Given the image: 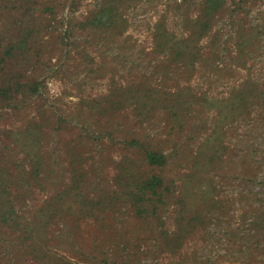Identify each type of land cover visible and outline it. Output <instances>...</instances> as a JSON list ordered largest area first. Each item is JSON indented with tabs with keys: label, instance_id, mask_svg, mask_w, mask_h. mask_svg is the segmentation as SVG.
<instances>
[{
	"label": "rangeland",
	"instance_id": "obj_1",
	"mask_svg": "<svg viewBox=\"0 0 264 264\" xmlns=\"http://www.w3.org/2000/svg\"><path fill=\"white\" fill-rule=\"evenodd\" d=\"M210 1L0 0V264H264V0Z\"/></svg>",
	"mask_w": 264,
	"mask_h": 264
},
{
	"label": "trees",
	"instance_id": "obj_2",
	"mask_svg": "<svg viewBox=\"0 0 264 264\" xmlns=\"http://www.w3.org/2000/svg\"><path fill=\"white\" fill-rule=\"evenodd\" d=\"M208 5H210V7H207V11H205L206 17L200 18L201 24L205 27L204 30L210 26V20L213 16L212 13L217 9H219V7L222 5V0H211L210 2H208ZM9 89L12 90L15 88H13V86L12 88H10L9 86L7 88L4 87L1 88V91L5 95V97H8L9 94H11ZM31 90L33 91V87L31 88ZM128 92L131 95H133L134 93L133 89H130V91ZM136 92H138L137 94H140V97L136 96L137 94L134 93L135 95H133L131 102L135 101L134 103L140 106L143 105L144 107H149V105L150 104L152 105V103L157 105V103L161 101H165V102L169 101L168 98H159L158 100L154 99L149 91L148 93L147 91H144L142 93L141 90H137ZM12 97H8V98L12 99ZM171 102L173 103L172 104L173 108L171 111L177 112L179 105H182V101L180 100V97L174 98L173 100H171ZM125 143L128 147H134L140 149L145 154L148 165L152 166L153 168L163 169L169 160L167 155L163 152V150L160 147L156 148L149 143H143L139 138H132L130 140H127ZM30 150L31 148L28 149V151ZM142 178L143 177H141V179L137 180L136 182V187L138 188L139 192H141V196H136L138 198V203L142 202V206H143L147 201L150 200H156V201L163 200L165 195V190L169 188V186L163 187V181H164L163 177L160 174L154 172L147 179H142ZM3 179L5 181L0 180V189L2 190H4V188L6 187L7 185L6 183L9 182V176L4 175ZM73 189L74 187L70 188L65 193L57 196L56 199L63 202L68 197L67 195H70L75 198L76 203L81 204L80 201L82 200L78 192L73 193L72 192ZM1 194L2 193H0V195ZM1 202L3 201L0 198V214L3 216V219H5L6 217L8 218L11 217V215L15 211L14 208L12 207L11 210L10 209L6 210L8 209V207L6 205L1 204ZM82 203L84 205L86 204L84 201H82ZM138 208L141 212L147 210V206L146 208H141L140 206ZM152 209L155 208L153 207Z\"/></svg>",
	"mask_w": 264,
	"mask_h": 264
}]
</instances>
